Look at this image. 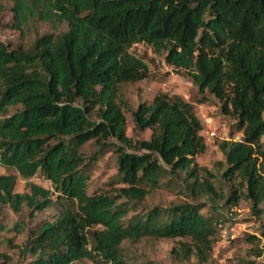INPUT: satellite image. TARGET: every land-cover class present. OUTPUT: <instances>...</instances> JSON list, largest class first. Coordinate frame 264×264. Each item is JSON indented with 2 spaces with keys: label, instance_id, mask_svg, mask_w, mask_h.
<instances>
[{
  "label": "trees",
  "instance_id": "trees-1",
  "mask_svg": "<svg viewBox=\"0 0 264 264\" xmlns=\"http://www.w3.org/2000/svg\"><path fill=\"white\" fill-rule=\"evenodd\" d=\"M11 1L12 26L21 32L34 18L68 27L29 49L0 40V164L24 179L41 171L63 202L30 240L35 259L29 264H126L121 244L127 239L180 240L172 251L180 262L196 255L205 263L213 253L216 227L201 203L155 207L125 219L180 171L193 179L187 183L192 194L218 196L192 167L207 150L192 103L160 92L132 112L135 130H150V138L127 135L118 92L151 75L131 52L141 43L166 52L167 64L189 74L201 94L214 95L237 119L242 139L221 145L228 164L223 177L238 180L227 204L250 200L264 238V0ZM90 141L99 153L113 148L117 154L123 185L117 195L88 194L81 148ZM16 183V175H0V203L15 211L27 204L31 215L54 203L49 189L28 183L30 192L17 193Z\"/></svg>",
  "mask_w": 264,
  "mask_h": 264
},
{
  "label": "rangeland",
  "instance_id": "rangeland-1",
  "mask_svg": "<svg viewBox=\"0 0 264 264\" xmlns=\"http://www.w3.org/2000/svg\"><path fill=\"white\" fill-rule=\"evenodd\" d=\"M11 0H0V40L12 48L22 46L29 49L35 41L47 33H61L67 30L66 24L43 21L39 18L28 20L23 32L13 28L14 13ZM131 52L142 58L150 68V77L136 83H125L119 87V99L126 116L127 135L133 140L149 139L151 131L135 130L132 112L142 103H150L160 92L169 96H179L194 105L197 116L202 122L201 135L207 144V150L194 158V164L201 182L209 180L217 188L218 196H206L188 191L186 171L169 175L162 180L160 187L151 190L141 205L130 211L125 219L136 214H143L155 207H171L183 203H201V213L209 217L216 227V242L208 261L201 263L196 255L180 262L172 254L178 246L173 239L144 238L139 242L125 240L121 244V254L126 264H264V238L261 237L259 219L253 211V203L241 198L235 205L227 204L232 185L238 180L229 182L223 174L228 168L225 155L221 149L224 141H239L243 133L238 130L237 119L223 110V102L208 91L201 94L193 78L186 72H178L167 64L166 52L156 53L144 43L135 45ZM16 108L10 110V115ZM3 118L0 116V119ZM96 118V115H93ZM264 145V138H263ZM81 152L88 164L89 195H117V189L123 185L117 177V154L113 148L99 153L94 141L86 143ZM191 167V168H192ZM170 169V167H168ZM17 176L15 191L30 192L28 183H34L51 191L54 203L43 211L31 215V208L24 204L20 211L11 205L0 203V264H29L35 259L30 252V240L38 229L48 221H52L62 209L61 192L57 191L52 181L41 171L30 179L19 176L14 169H5L0 164V175ZM123 201V200H122ZM120 202V201H119ZM261 237L259 241H250L249 236ZM189 241V240H187ZM259 247V248H257ZM255 249V250H254ZM260 249L261 256L254 254ZM73 264H95L90 259H82Z\"/></svg>",
  "mask_w": 264,
  "mask_h": 264
}]
</instances>
